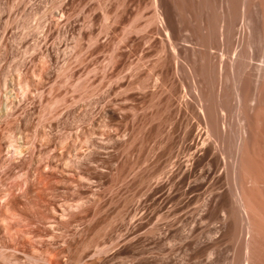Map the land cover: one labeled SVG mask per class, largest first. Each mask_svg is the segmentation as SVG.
<instances>
[{"label":"rangeland","instance_id":"374dc122","mask_svg":"<svg viewBox=\"0 0 264 264\" xmlns=\"http://www.w3.org/2000/svg\"><path fill=\"white\" fill-rule=\"evenodd\" d=\"M0 264H264V0H0Z\"/></svg>","mask_w":264,"mask_h":264},{"label":"bare ground","instance_id":"6f19581e","mask_svg":"<svg viewBox=\"0 0 264 264\" xmlns=\"http://www.w3.org/2000/svg\"><path fill=\"white\" fill-rule=\"evenodd\" d=\"M159 17H160V16H159ZM159 19H160V18H159ZM246 57H247V56H246ZM242 60H243V59H242ZM241 63H242V62H241ZM236 64H237V63H236ZM236 66H237V65H236ZM233 67H234V66H233ZM233 70H235V69H233ZM241 72H242V71H241ZM237 81H238V80H237ZM236 84H237V83H236ZM25 86H26V85H25ZM29 87H30V86H29ZM26 88H27V87H26ZM17 90H18L19 93L25 92V91H23L24 88H23V90H20V89L17 88ZM25 90H26V89H25ZM27 90H28V89H27ZM27 90H26V91H27ZM28 91H29V90H28ZM22 94H24V93H22ZM25 94H26V93H25ZM237 96H238V95H237ZM237 96H236V97H237ZM239 96H240V95H239ZM240 101H241V100H240ZM226 102H227V101H226ZM217 105H218V104H217ZM220 106H221V105H220ZM217 108H218V107H217ZM200 109H201V108H200ZM220 109H221V108H220ZM221 111H223V110H221ZM214 114H215V113H214ZM215 115H216V114H215ZM220 121H221V120H220ZM220 121H219V122H220ZM216 122H218V120H217ZM219 122H218V125H219ZM240 122H241V121H240ZM220 124H221V122H220ZM216 125H217V124H216ZM210 126H211V125H210ZM210 126H209V127H210ZM221 126H222V125H221ZM241 126H242V125H241ZM211 127H213V126H211ZM215 128H216V126H215ZM215 128H213V130H214ZM220 128H221V127H220ZM228 128H229V127H228ZM230 128H231V127H230ZM230 128H229V129H230ZM224 129H225V128H224ZM210 130H211V129H210ZM218 130H219V129H218ZM218 130H217V132L219 133L220 130H219V131H218ZM225 130H226V129H225ZM214 131H215V130H214ZM227 131H228V130H227ZM207 132H208V130H207ZM215 132H216V131H215ZM211 133H212V131H211ZM215 134H216V133H215ZM225 134H226V131H225ZM227 134H228V133H227ZM227 134H226V135H227ZM208 135H211L210 137H212V136L214 137V135L210 134V132H209ZM219 135H221V134H218L217 136H219ZM217 136H216V137H217ZM207 137H208V136H207ZM222 137H223V135H222ZM222 137H221V138H222ZM241 138H242V137H241ZM213 139H215V138H213ZM216 139H217V138H216ZM218 140H220V142H221L222 139H219V137H218ZM204 142H205V141H204ZM218 143H219V142H218ZM234 144H235V143H234ZM231 151H232V150H231ZM230 171H231V170H230ZM236 183H237V182H236ZM252 183H253V182H252ZM231 185H232V184H231ZM232 186H233V185H232ZM236 189H237V188H236ZM233 190H234V189H233ZM234 192L236 193L237 191H234ZM232 194H233V193H232ZM237 194H238V192H237ZM234 195H235L234 197L236 198V202H237V204H239L240 208H242L241 205H240V203H239V202H240V199H239L240 197H239V195H238V196H236V194H234ZM232 196H233V195H232ZM240 196H241V195H240ZM242 198H243V196H242ZM1 199H2V198H1ZM234 200H235V199H234ZM242 206H243V205H242ZM237 207H238V206H237ZM243 207H245V206H243ZM238 208H239V207H238ZM243 215H244V213H243ZM245 215H246V214H245ZM241 221H242V220H241ZM243 221H244V220H243ZM244 224H245V223H244ZM246 225H247V224H246ZM244 227H245V226H244ZM247 229H248V227H247ZM249 229H250V228H249ZM243 231H244V230H243ZM248 231H249V230H248ZM248 256H249V255H248Z\"/></svg>","mask_w":264,"mask_h":264}]
</instances>
